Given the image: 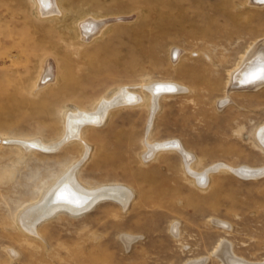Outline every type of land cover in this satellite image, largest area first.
Segmentation results:
<instances>
[{
  "label": "rangeland",
  "instance_id": "1",
  "mask_svg": "<svg viewBox=\"0 0 264 264\" xmlns=\"http://www.w3.org/2000/svg\"><path fill=\"white\" fill-rule=\"evenodd\" d=\"M254 2L56 0L61 14L44 17L38 0H0V264H223L214 254L220 241L235 258L264 263V175L233 172L264 169L256 138L264 85L228 84L249 54L264 51V6ZM163 83L185 91L150 109L146 88ZM124 89L143 102L83 128L90 150L76 176L88 188L124 186L131 202L60 213L29 235L20 215L83 146L44 154L12 142L52 143L71 111H92ZM171 140L192 154L194 172L230 171L208 170L201 188L178 153L143 159L145 144Z\"/></svg>",
  "mask_w": 264,
  "mask_h": 264
},
{
  "label": "bare ground",
  "instance_id": "2",
  "mask_svg": "<svg viewBox=\"0 0 264 264\" xmlns=\"http://www.w3.org/2000/svg\"><path fill=\"white\" fill-rule=\"evenodd\" d=\"M254 5L264 6V0H255ZM38 10L39 13L44 17L53 15L58 16L59 14H61V11L56 4V0H38ZM99 31L100 29H98V32L96 34H98ZM86 34L88 35V33ZM86 34L84 35L86 36ZM43 79L46 82H50V75L48 72H44ZM228 84L230 87H233V90L235 89L239 91L254 89L256 90L260 86L264 85V51L259 54L255 52L249 54L248 57L244 59L243 65L239 69V72L231 78ZM164 90L167 92L162 93V91ZM184 91L185 88L173 83H163L147 87L146 92L149 94L150 98V109L154 106V103H156L160 96L172 95L179 92L182 93ZM142 102L143 97L140 94L132 93L127 89H124L119 91L114 96L112 95L110 99H104L100 101L92 111H71L66 116L62 137L52 143L45 144L41 140L37 139L33 141L12 142L13 144L20 146L21 149L25 152L38 151L44 154L55 153L57 150L61 149L63 146L72 141H77L83 146L82 154L75 162V164L72 167L66 169L53 182V184L48 188V190L43 194L42 198L38 202L25 209L20 215L19 225H21V227L29 235L31 234L33 236H37V227L57 214L66 213L69 215L79 216L87 211H90L92 208L98 205V203L103 201L115 202L122 208L126 209L127 205L131 202V199L133 197L132 192L126 187L119 185H102L99 187L88 188L83 186L78 181L76 176L78 167H80V165L85 161L90 150V147L85 141L82 140L81 136L82 130L85 126L101 125L106 120V117L108 116L111 109L124 106H134ZM256 138L264 148L263 125L262 127H260V129L257 130ZM161 150H171L178 153L184 161L186 171L201 188H204L207 185V173L209 172L208 170L211 171V169L213 170L215 168L218 171H230L231 169L226 165L219 164L214 165L215 167H212L202 173L194 172L191 168V164L194 161L192 154L185 151L180 142H178L177 140L145 144L143 159L145 161L151 160L153 156H155V154H157V152ZM252 169L243 168L239 171L233 170V172L242 177H260L264 175V169ZM215 224L226 228L221 223L215 222ZM176 229V226L172 227L173 232H175ZM124 241L129 242L131 241V239L125 237ZM214 254L221 260L223 264H248L240 259L235 258L232 255L230 246L224 241H220L217 244L214 250ZM188 264L204 263L201 260H195Z\"/></svg>",
  "mask_w": 264,
  "mask_h": 264
},
{
  "label": "water",
  "instance_id": "3",
  "mask_svg": "<svg viewBox=\"0 0 264 264\" xmlns=\"http://www.w3.org/2000/svg\"><path fill=\"white\" fill-rule=\"evenodd\" d=\"M163 92H167V91L164 90V91H162V93H163Z\"/></svg>",
  "mask_w": 264,
  "mask_h": 264
}]
</instances>
